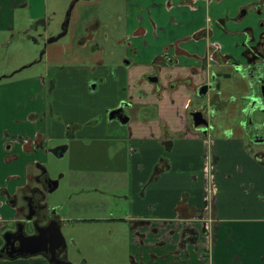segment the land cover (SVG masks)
I'll return each instance as SVG.
<instances>
[{
	"label": "crops",
	"instance_id": "crops-1",
	"mask_svg": "<svg viewBox=\"0 0 264 264\" xmlns=\"http://www.w3.org/2000/svg\"><path fill=\"white\" fill-rule=\"evenodd\" d=\"M259 1L123 0L125 67L48 70V102L44 79L27 82L41 94L33 103L27 100L19 116L22 104L6 102L24 82L1 85L0 191L7 195L0 193V232L22 204L11 206L6 199L20 197L31 184L38 157L49 151L46 144L67 138L80 149L73 172L127 178L119 196L125 209L120 215L111 211L109 220L139 222L127 232L129 264H264V166L246 150L235 125L205 137L188 117L200 84L193 73L207 46L218 42L231 49L247 27L260 33L262 18L252 14ZM29 3L0 0V14L8 15L0 18V30H11L14 11ZM242 8L247 15L236 21ZM99 24L95 20L91 28ZM153 76L158 80L151 83ZM91 79L97 85H88ZM224 101L217 110H225ZM121 106L156 114L139 118L126 112V124L109 121L107 114ZM98 116L95 126L86 125ZM68 150L69 144L64 154ZM210 157L216 159L214 170ZM0 264L49 263L35 256L1 257Z\"/></svg>",
	"mask_w": 264,
	"mask_h": 264
},
{
	"label": "rangeland",
	"instance_id": "rangeland-1",
	"mask_svg": "<svg viewBox=\"0 0 264 264\" xmlns=\"http://www.w3.org/2000/svg\"><path fill=\"white\" fill-rule=\"evenodd\" d=\"M123 11V0H30L28 6L16 9L12 29L0 30V86L24 82L25 86L15 90L17 95L6 102L16 107L22 104L20 110L15 112L17 116L23 110V105L28 103L27 100L33 103L37 95L40 98L41 92L36 85L30 83L27 87V82L44 79L47 82L45 101L48 102V70H84L101 66H111L115 70L118 65L125 67L122 63L126 59L122 58V54L127 41L121 38L125 39ZM5 15L0 14V18L8 16ZM95 20H100L102 24L92 29ZM90 35L92 39H89ZM83 38L84 46L81 45ZM214 70L221 71L216 67ZM97 83V80L91 79L88 85ZM222 88L225 92H222V98L227 99L233 93L231 83H225ZM23 92L28 95L21 94ZM202 103L195 98L192 108H199ZM232 106L216 112L211 118L218 133L229 124L237 127L238 116ZM2 112L3 109H0V116L4 115ZM126 112L132 116L137 114L139 118L156 114L154 110H148L145 115L142 111L134 113L130 109ZM99 119L101 116L92 118L86 125L95 126ZM67 143L69 150L62 158L49 151L43 158L38 157V165L44 168L48 177L59 181L58 188L46 194L45 203L61 221L66 260L71 264H129L126 227L107 220L111 211L114 215H120L125 209V203L119 196L123 195L120 190H124L127 178L73 172L74 165L80 161L77 145L66 138L48 142L46 147L49 150L55 145ZM34 167L35 172L40 171L37 165ZM94 189L101 192L96 193ZM2 234L3 230L0 232L1 238Z\"/></svg>",
	"mask_w": 264,
	"mask_h": 264
},
{
	"label": "flooded vegetation",
	"instance_id": "flooded-vegetation-1",
	"mask_svg": "<svg viewBox=\"0 0 264 264\" xmlns=\"http://www.w3.org/2000/svg\"><path fill=\"white\" fill-rule=\"evenodd\" d=\"M247 12L246 8L240 9L236 16V21L245 18ZM252 14L258 18H262L257 23L261 29L260 33L256 34L252 28L247 27L244 30L245 38L239 43L234 44L231 49L222 46L218 42H211L207 46L202 64L193 73L200 80V84L195 87L194 99L197 98L203 103L199 108H192L190 107L191 101H189L186 107H190L188 117L190 118L191 128L200 133L201 136L208 137L212 135L215 133L216 127L213 125L211 118L216 112H219L217 110V103L222 97V85L230 82L233 93L223 102L224 108L227 109L230 105H234L232 106L233 110L236 109L238 116L237 128H239L238 131L239 135L242 136V140L246 142L245 148L247 151L255 152L257 160L264 166V0L259 1L255 9L252 8ZM224 31L226 32V30ZM208 34L210 35L211 32L208 31ZM215 67L221 71H215ZM222 78L223 80H220ZM247 97H250L251 101L244 100ZM119 108L117 107L114 110ZM121 108L122 110L113 114L116 116L113 120L118 121V117L127 116L125 107ZM196 111L201 113V116L195 117L196 122L207 121L208 128L204 129V133L199 130L200 128L203 130L201 126L197 128L193 127L194 120L191 113ZM110 112L107 114L108 119L111 114ZM109 121L112 120L109 119ZM228 133L233 135V132ZM210 162L214 170L215 157H210ZM38 169L40 171L30 180L31 184L21 190L20 197L17 194L9 196L6 199V202L11 206L16 203L18 205L19 200L22 201V204L20 207H17V218L3 227L0 249L5 244L3 235L7 232L15 233L19 227H21L24 236L37 235L38 228L47 226L53 221H56L61 227L59 217L54 212H51L45 203L46 194L54 191H51L54 182H56L57 189L59 181L51 180L44 168L39 167ZM0 193L7 195L4 190L0 191ZM29 212L32 213V216L30 219H27ZM93 220L97 222L102 221L101 219ZM107 220L117 223L113 220ZM135 223L139 222L131 223L128 220L122 222L120 225H124L126 232H128L131 225ZM10 239L13 241L14 237ZM17 246L18 242L16 241L14 250H16ZM65 250L66 247L61 256L65 255Z\"/></svg>",
	"mask_w": 264,
	"mask_h": 264
},
{
	"label": "water",
	"instance_id": "water-1",
	"mask_svg": "<svg viewBox=\"0 0 264 264\" xmlns=\"http://www.w3.org/2000/svg\"><path fill=\"white\" fill-rule=\"evenodd\" d=\"M149 82H157L158 78L156 76L149 77ZM200 95H202L199 92ZM244 100L251 101L250 97L245 98ZM252 103V102H251ZM122 107V106H121ZM111 111L110 120H113L116 116L113 115L117 113L122 108ZM191 116L193 117L194 123L193 127L197 128L201 126L199 130L204 133V129L208 128L207 121L203 120L200 122L195 121L196 116H201L199 111L192 112ZM118 121L121 124H126L129 121L128 116L118 117ZM67 150V145H60L49 149V152L58 158H62L64 152ZM57 187L56 182L51 191L55 190ZM30 211V210H29ZM28 218L30 219L32 213L29 212ZM38 234L34 236H24L21 227L15 233H5L3 235L4 247L0 249V258L5 257L7 259H16V258H31L35 256H43L49 264H71L66 260L65 255L61 256L63 250L66 247V242L62 233L60 231V226L56 221L49 223L47 226L37 229ZM11 237H14V240L11 241ZM18 242V246L15 249V242Z\"/></svg>",
	"mask_w": 264,
	"mask_h": 264
}]
</instances>
